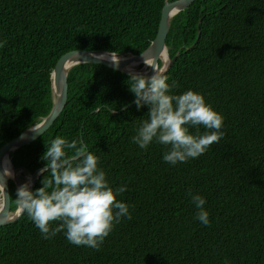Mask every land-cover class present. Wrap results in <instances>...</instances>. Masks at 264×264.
Instances as JSON below:
<instances>
[{
  "label": "trees",
  "instance_id": "obj_1",
  "mask_svg": "<svg viewBox=\"0 0 264 264\" xmlns=\"http://www.w3.org/2000/svg\"><path fill=\"white\" fill-rule=\"evenodd\" d=\"M166 1L0 0V149L50 114L63 55L142 54ZM166 45L156 90L72 68L55 124L11 153L29 175L61 167L26 181L0 264H264V0H196Z\"/></svg>",
  "mask_w": 264,
  "mask_h": 264
},
{
  "label": "water",
  "instance_id": "obj_2",
  "mask_svg": "<svg viewBox=\"0 0 264 264\" xmlns=\"http://www.w3.org/2000/svg\"><path fill=\"white\" fill-rule=\"evenodd\" d=\"M196 0H176V1H166L162 13L161 19L158 27V32L156 38L142 54L124 56L108 52H95L87 50H75L63 55L56 63L51 79H52V92H53V108L50 114L38 125L26 130L16 139L10 141L0 149V192L1 199L3 200V207L0 214V228L9 224H12L20 219L26 208V194L31 191L40 177V175L50 168H57L61 166H51L37 170L33 175H30L33 180V184L30 189L24 194H22L19 182L13 178L7 176L5 170V159L8 154L15 152L16 150L30 145L31 143L38 140L43 136L57 121L59 116L64 111L67 101H68V74L77 65L92 63L106 66L117 72H121L127 76L135 78H144L149 80H156L157 84L153 90H156L163 77L171 69L176 58L171 59L168 54V48L166 45V40L170 31L171 19L178 13L188 9L194 4ZM201 23V22H200ZM200 31V24H199ZM200 37V33L198 39ZM111 59V60H110ZM162 62V68L159 67V63ZM132 63H138L139 66L142 65V70H131L129 65ZM148 64V65H147ZM138 66V67H139ZM151 93V92H150ZM141 99L133 102L131 105L123 108L121 111L116 112L117 114L126 111L130 106L137 104L143 100ZM88 154L85 153L74 157L62 166L67 165L70 162L76 161L81 157ZM14 168V167H13ZM17 173L19 170L15 169ZM10 181H13L17 187L19 202L18 209L12 212V198L10 192Z\"/></svg>",
  "mask_w": 264,
  "mask_h": 264
},
{
  "label": "bare ground",
  "instance_id": "obj_3",
  "mask_svg": "<svg viewBox=\"0 0 264 264\" xmlns=\"http://www.w3.org/2000/svg\"><path fill=\"white\" fill-rule=\"evenodd\" d=\"M138 66H139L138 63H132L131 65H129L128 68H130L131 70H136L138 68ZM10 157H11V154H8L6 156V159H5V162H4V164H5V170H6L7 176L9 178L11 177V179L12 178H15L16 179L17 178V173L15 172V170L13 168V165L11 163ZM19 187H20V190H21V192H22V194L24 196V194L26 193L27 188H25L24 183H20V182H19ZM2 207H3V200L1 199L0 200V214H1V211H2Z\"/></svg>",
  "mask_w": 264,
  "mask_h": 264
},
{
  "label": "rangeland",
  "instance_id": "obj_4",
  "mask_svg": "<svg viewBox=\"0 0 264 264\" xmlns=\"http://www.w3.org/2000/svg\"><path fill=\"white\" fill-rule=\"evenodd\" d=\"M136 70H142V67L141 66H139ZM146 69H143L142 71H145ZM11 178V177H10ZM31 178V176L29 175V174H27V173H23V171H21V170H19L18 172H17V178H16V180L18 181V182H20V183H24V185H25V183H26V181L27 180H29ZM13 179V178H12ZM29 182V181H28ZM1 192H0V200H1Z\"/></svg>",
  "mask_w": 264,
  "mask_h": 264
}]
</instances>
